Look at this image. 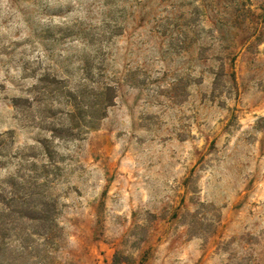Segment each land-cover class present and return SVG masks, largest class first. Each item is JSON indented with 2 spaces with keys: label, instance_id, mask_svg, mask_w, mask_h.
Segmentation results:
<instances>
[{
  "label": "rangeland",
  "instance_id": "374dc122",
  "mask_svg": "<svg viewBox=\"0 0 264 264\" xmlns=\"http://www.w3.org/2000/svg\"><path fill=\"white\" fill-rule=\"evenodd\" d=\"M0 264H264V0H0Z\"/></svg>",
  "mask_w": 264,
  "mask_h": 264
},
{
  "label": "trees",
  "instance_id": "16d2710c",
  "mask_svg": "<svg viewBox=\"0 0 264 264\" xmlns=\"http://www.w3.org/2000/svg\"><path fill=\"white\" fill-rule=\"evenodd\" d=\"M100 59V61L98 62V64H100V66L96 67V70L99 71V73L105 74V61L106 59L103 58H98ZM230 69L231 72L228 73L229 77L231 78L232 81H235V73L233 71L234 69V63H235V57L231 58L230 60ZM222 74H224V71L222 70ZM98 76H102L101 74H98ZM103 79V78H102ZM107 80H109L111 83L106 84L105 82L101 83V98H102V102L101 104L103 105V108H109L111 106L114 105V102L117 98V93H118V88H117V84L115 82V84H113L111 79L106 78Z\"/></svg>",
  "mask_w": 264,
  "mask_h": 264
}]
</instances>
